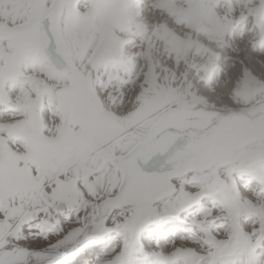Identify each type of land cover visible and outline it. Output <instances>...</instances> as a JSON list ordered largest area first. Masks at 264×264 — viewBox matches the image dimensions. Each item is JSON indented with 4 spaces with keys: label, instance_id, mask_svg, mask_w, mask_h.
I'll return each instance as SVG.
<instances>
[{
    "label": "snow or ice",
    "instance_id": "6c2138e0",
    "mask_svg": "<svg viewBox=\"0 0 264 264\" xmlns=\"http://www.w3.org/2000/svg\"><path fill=\"white\" fill-rule=\"evenodd\" d=\"M0 264H264V0H0Z\"/></svg>",
    "mask_w": 264,
    "mask_h": 264
}]
</instances>
